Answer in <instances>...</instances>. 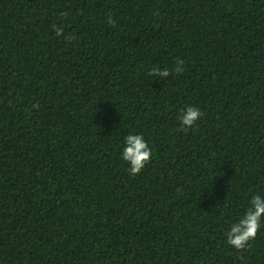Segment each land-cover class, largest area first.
Here are the masks:
<instances>
[{"label":"trees","instance_id":"1","mask_svg":"<svg viewBox=\"0 0 264 264\" xmlns=\"http://www.w3.org/2000/svg\"><path fill=\"white\" fill-rule=\"evenodd\" d=\"M257 193L264 0H0V264H264L225 236Z\"/></svg>","mask_w":264,"mask_h":264},{"label":"clouds","instance_id":"2","mask_svg":"<svg viewBox=\"0 0 264 264\" xmlns=\"http://www.w3.org/2000/svg\"><path fill=\"white\" fill-rule=\"evenodd\" d=\"M53 29L56 36L63 34V26L53 25ZM65 39L70 40L72 38L65 37ZM183 64L184 61L177 58L175 66L171 70L166 66L164 68H153L151 73L156 77L167 78L170 72L181 73ZM202 116L203 113L198 106H184L177 115L178 129L185 132L192 129L202 119ZM151 155L152 150L142 133L130 132L123 137L120 158L122 161L127 162V171L130 175L139 174L150 160ZM262 220H264V195L257 193L252 196L249 206L243 211L242 215L230 224L225 233L226 243L236 249L245 248L261 228Z\"/></svg>","mask_w":264,"mask_h":264}]
</instances>
